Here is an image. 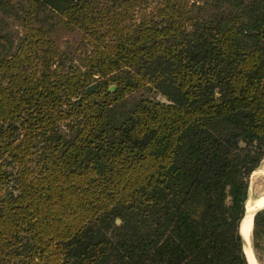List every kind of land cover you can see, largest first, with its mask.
<instances>
[{"label": "trees", "instance_id": "obj_1", "mask_svg": "<svg viewBox=\"0 0 264 264\" xmlns=\"http://www.w3.org/2000/svg\"><path fill=\"white\" fill-rule=\"evenodd\" d=\"M263 160L264 0H0V264H249Z\"/></svg>", "mask_w": 264, "mask_h": 264}, {"label": "rangeland", "instance_id": "obj_2", "mask_svg": "<svg viewBox=\"0 0 264 264\" xmlns=\"http://www.w3.org/2000/svg\"><path fill=\"white\" fill-rule=\"evenodd\" d=\"M52 34L60 41L65 48H74L77 40L79 39V33L76 30H68L63 27H52ZM142 94L149 93L145 90H139L127 95L126 99L120 104V107L127 109L133 105L135 101L139 99ZM159 98L165 99L162 95ZM264 160L262 164L256 169L250 176V189L248 201H258L264 196ZM263 195V196H262ZM247 201V207H248ZM251 247L254 256L259 264H264V236L257 238V248L254 247L253 232H251ZM260 259V260H259Z\"/></svg>", "mask_w": 264, "mask_h": 264}, {"label": "bare ground", "instance_id": "obj_3", "mask_svg": "<svg viewBox=\"0 0 264 264\" xmlns=\"http://www.w3.org/2000/svg\"><path fill=\"white\" fill-rule=\"evenodd\" d=\"M263 204H264V196L258 201H252V200L248 201V207H247L248 209H247L245 218L242 223V232L244 234L245 241H246L245 250L250 260V264H259L254 256V253L251 247V232L253 228L254 211L256 210L257 207Z\"/></svg>", "mask_w": 264, "mask_h": 264}, {"label": "water", "instance_id": "obj_4", "mask_svg": "<svg viewBox=\"0 0 264 264\" xmlns=\"http://www.w3.org/2000/svg\"><path fill=\"white\" fill-rule=\"evenodd\" d=\"M263 208H264V204L261 205V206H259V207H257L256 210L254 211V216H255V214H256L258 211H260V210L263 209ZM246 212H247V206H246ZM246 212H245V214H246ZM118 221H120V219H118ZM242 221H243V219H242ZM242 221H241V224H240V229H241V233H242L243 238H244V251H245V253H246V250H245L246 241H245L244 234H243V232H242ZM253 227H254V221H253ZM252 232H253V228H252ZM246 256H247V253H246ZM247 259H248V256H247ZM248 261H249V259H248ZM249 264H250V262H249Z\"/></svg>", "mask_w": 264, "mask_h": 264}]
</instances>
